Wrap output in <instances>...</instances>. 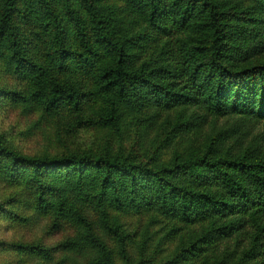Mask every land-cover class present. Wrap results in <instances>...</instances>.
Returning <instances> with one entry per match:
<instances>
[{
	"label": "trees",
	"instance_id": "obj_1",
	"mask_svg": "<svg viewBox=\"0 0 264 264\" xmlns=\"http://www.w3.org/2000/svg\"><path fill=\"white\" fill-rule=\"evenodd\" d=\"M120 1L115 11L100 0H0V59L23 84L0 90L2 99L50 116L69 108L80 126L118 130L125 114L144 110L171 120L173 113L174 132L195 135L209 119L230 126L200 148L184 141L168 160L120 150L26 155L0 134V178L27 187L31 208L52 214L51 229L68 221L84 230L53 248H10L51 259L55 250L89 246L90 264H156L146 234L135 244L120 221L146 213L189 231L159 264H264V0ZM77 75L97 84L102 103L91 116ZM6 205L0 213L20 221ZM88 209L117 258L95 234ZM221 251L229 254L219 261Z\"/></svg>",
	"mask_w": 264,
	"mask_h": 264
},
{
	"label": "rangeland",
	"instance_id": "obj_2",
	"mask_svg": "<svg viewBox=\"0 0 264 264\" xmlns=\"http://www.w3.org/2000/svg\"><path fill=\"white\" fill-rule=\"evenodd\" d=\"M112 4L115 11L123 5L120 0H100ZM59 6V5H58ZM141 27L139 28V30ZM85 79L83 76H73L84 91L83 112L86 116L93 115L102 101L96 94L97 84L93 77ZM23 90V84L15 78L11 69L0 59V90ZM0 94V134L4 135L11 147L22 154L41 155L56 154L73 149L105 151H122L132 153L139 159L157 155L160 160H168L174 150L184 151V141L200 148L204 139L215 134L224 133L230 126L228 119L219 118L214 122L204 124L198 133L174 132V115L171 119L164 114L150 117V111L141 113L130 112L121 118L116 129L95 125H76L74 112L64 108L56 116H50L34 104H25L20 99L9 101L2 99ZM175 123V122H174ZM172 131L178 136L174 142L169 139ZM174 139V138H173ZM31 191L27 187L10 185L0 178V204L6 205L7 199L12 203L6 205L20 217V221L6 219L0 213V264H90L95 257V250L86 246L81 252H71L62 249L55 250L51 259L41 256L19 255L9 246V243H38L46 248L56 247L68 240L77 239L84 230L68 221H62L58 229H51L52 214H42L31 208ZM85 214L93 225L95 234L113 250L118 257V248L114 241L105 233L99 222L97 213L85 210ZM123 228L131 234L136 244L145 233L146 250L152 253L153 260L159 264L170 256L180 243V236L184 239L189 231L175 227L171 221L153 217L151 214H123L120 216ZM132 244L129 252L133 259L137 258V248ZM229 250H237L238 244L229 242ZM239 249V247H238ZM226 252V254H225ZM219 253L218 260L228 257L227 251Z\"/></svg>",
	"mask_w": 264,
	"mask_h": 264
}]
</instances>
